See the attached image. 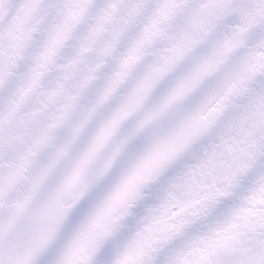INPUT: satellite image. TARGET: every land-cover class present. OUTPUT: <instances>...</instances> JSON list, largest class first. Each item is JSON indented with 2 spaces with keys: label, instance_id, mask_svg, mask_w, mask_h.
Wrapping results in <instances>:
<instances>
[{
  "label": "water",
  "instance_id": "obj_1",
  "mask_svg": "<svg viewBox=\"0 0 264 264\" xmlns=\"http://www.w3.org/2000/svg\"><path fill=\"white\" fill-rule=\"evenodd\" d=\"M0 264H264V0H0Z\"/></svg>",
  "mask_w": 264,
  "mask_h": 264
}]
</instances>
